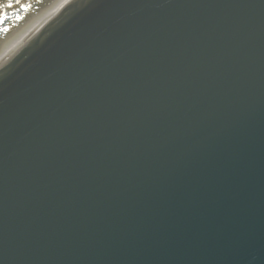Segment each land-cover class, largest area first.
<instances>
[{
	"label": "water",
	"instance_id": "water-1",
	"mask_svg": "<svg viewBox=\"0 0 264 264\" xmlns=\"http://www.w3.org/2000/svg\"><path fill=\"white\" fill-rule=\"evenodd\" d=\"M0 264H264V0H71L0 63Z\"/></svg>",
	"mask_w": 264,
	"mask_h": 264
},
{
	"label": "bare ground",
	"instance_id": "bare-ground-1",
	"mask_svg": "<svg viewBox=\"0 0 264 264\" xmlns=\"http://www.w3.org/2000/svg\"><path fill=\"white\" fill-rule=\"evenodd\" d=\"M70 1L27 0L23 4H27L28 8L22 14L7 16L9 18L6 17L0 21V63L14 53ZM18 11H21L20 8L13 13Z\"/></svg>",
	"mask_w": 264,
	"mask_h": 264
},
{
	"label": "snow or ice",
	"instance_id": "snow-or-ice-1",
	"mask_svg": "<svg viewBox=\"0 0 264 264\" xmlns=\"http://www.w3.org/2000/svg\"><path fill=\"white\" fill-rule=\"evenodd\" d=\"M16 5H20V10L28 8V5L22 4L21 0H0V21L6 19L7 12L16 7Z\"/></svg>",
	"mask_w": 264,
	"mask_h": 264
},
{
	"label": "rangeland",
	"instance_id": "rangeland-1",
	"mask_svg": "<svg viewBox=\"0 0 264 264\" xmlns=\"http://www.w3.org/2000/svg\"><path fill=\"white\" fill-rule=\"evenodd\" d=\"M20 8V5H16L13 9L9 10L10 13H13L15 10H18ZM20 12V11H18Z\"/></svg>",
	"mask_w": 264,
	"mask_h": 264
}]
</instances>
